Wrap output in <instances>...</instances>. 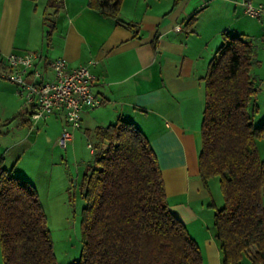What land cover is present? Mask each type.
Here are the masks:
<instances>
[{
	"label": "trees",
	"instance_id": "obj_1",
	"mask_svg": "<svg viewBox=\"0 0 264 264\" xmlns=\"http://www.w3.org/2000/svg\"><path fill=\"white\" fill-rule=\"evenodd\" d=\"M180 1L173 0L174 6ZM120 3L89 0L88 7L117 25L135 28L120 19ZM62 8L63 0L46 1L53 16ZM194 23L192 15L185 27ZM254 64L253 42L223 33L201 79L198 175L206 189L211 178L219 181L223 205L211 207L222 264H264V161L256 146L264 123H252L258 111ZM7 71L0 57V72ZM20 116L28 119L29 111ZM94 134L92 161L80 181L85 206L77 264H203L196 242L169 210L161 169L142 132L119 120L97 127ZM0 248L3 264H56L36 189L1 167Z\"/></svg>",
	"mask_w": 264,
	"mask_h": 264
},
{
	"label": "crops",
	"instance_id": "obj_2",
	"mask_svg": "<svg viewBox=\"0 0 264 264\" xmlns=\"http://www.w3.org/2000/svg\"><path fill=\"white\" fill-rule=\"evenodd\" d=\"M46 1L43 14L51 15ZM221 1L228 4L232 20L245 21L234 34L254 35L258 22L264 28V21L256 22L244 13L243 0L215 3ZM251 1L264 4V0ZM37 2L0 0V57L5 61L12 53H38L42 58L36 67L42 71L59 58L65 59L69 68L94 61L90 66L92 92L100 106L81 114L79 131L94 132L119 120L134 124L155 153L171 213L185 225L200 221L203 207L207 214L212 211L210 185L206 189L198 175L204 107L201 79L222 43L223 33L230 34L226 29L232 26L223 24L220 13L205 19V0H181L175 6L173 0H121L119 17L135 24L133 29L97 14L88 7L89 0H63V8L52 15L48 32L44 20L35 26ZM192 15L194 25L185 27ZM176 26H181V31H176ZM42 37L46 54L37 48L45 44ZM259 41L260 45L253 43L256 103L264 95V55L259 50L264 46V36ZM46 78L51 79L50 73ZM28 119L20 116L16 126L30 131ZM59 120L65 122L62 112L43 122ZM66 128L61 126L56 132V145ZM45 138L50 141L49 136ZM213 214L209 213L211 217Z\"/></svg>",
	"mask_w": 264,
	"mask_h": 264
},
{
	"label": "rangeland",
	"instance_id": "obj_3",
	"mask_svg": "<svg viewBox=\"0 0 264 264\" xmlns=\"http://www.w3.org/2000/svg\"><path fill=\"white\" fill-rule=\"evenodd\" d=\"M215 1L205 0L202 8L207 11L205 19L209 18V15L220 13L224 19L223 24L232 26L226 29L230 34L242 28L244 19L232 20L228 4ZM44 4L45 0L37 2L35 26L45 21V31H48L54 17L48 13L43 14ZM202 17L199 16L201 20ZM253 19L256 22L260 21L257 18ZM261 20L264 21V18ZM258 26L254 35H247L256 46L260 45L259 39L264 36V28H260V22ZM42 40L45 44L42 48L39 46L37 48L46 54V40L43 37ZM261 48L259 50L264 55V46ZM16 91L17 87L13 83L0 76V167L27 180L36 189L51 234L56 264H77L83 253L81 219L85 206L80 181L84 169L92 161V153L87 145L91 144L92 147L95 145V134L93 129L89 132L76 130L72 143H68L63 149L55 144L56 132L61 126H66L63 120L54 123H45L41 120L35 122L30 131L27 127H17L20 115L27 108ZM257 105L258 111L252 119L256 127L264 123V95L258 99ZM46 135L50 137V141L46 140ZM256 146L259 149V151L257 149L259 158L264 161V136L257 140ZM208 183L211 189V204L221 208L223 197L218 178H211ZM199 208L200 205L197 210ZM209 213L210 215L214 213L213 207ZM209 213L207 214L203 207L200 221L183 224L201 251L202 263L222 264L218 241L215 238L213 216L211 217ZM0 264H3L1 248Z\"/></svg>",
	"mask_w": 264,
	"mask_h": 264
},
{
	"label": "built area",
	"instance_id": "obj_4",
	"mask_svg": "<svg viewBox=\"0 0 264 264\" xmlns=\"http://www.w3.org/2000/svg\"><path fill=\"white\" fill-rule=\"evenodd\" d=\"M244 13L252 18H264V4H254L251 0H243ZM181 31V26L175 27ZM42 56L38 53H12L6 56L7 72H0L17 87V94L23 99L29 111V119L33 124L44 121L57 112L64 115L66 130L62 131L57 145L65 149L74 139V131L81 129V114L100 106V100L92 92L94 76L88 65L69 68L65 59L59 58L48 63V70L36 67ZM50 73L51 79H47ZM87 147L92 153L93 147Z\"/></svg>",
	"mask_w": 264,
	"mask_h": 264
}]
</instances>
